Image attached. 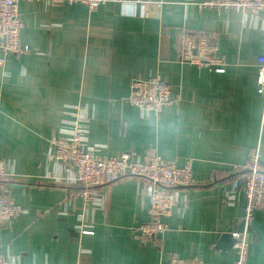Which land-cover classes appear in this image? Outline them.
<instances>
[{"label": "crops", "instance_id": "crops-1", "mask_svg": "<svg viewBox=\"0 0 264 264\" xmlns=\"http://www.w3.org/2000/svg\"><path fill=\"white\" fill-rule=\"evenodd\" d=\"M124 1L94 11L18 4L27 51H0V160L11 174V198L24 210L0 226V257L15 264L236 259L234 244L221 236L244 226L245 197L231 187L232 170L255 152L264 167V97L256 92L264 13L199 6L206 0ZM190 32L214 39L220 70L179 62ZM152 77L177 98L161 114L121 102L133 80ZM78 115L86 121L82 146L98 157L131 152L144 160L155 152L177 167L191 163L192 184L175 191L159 245L131 235L148 220L147 182H111L96 190L95 205L84 206L68 168L51 157L53 140L69 136ZM249 228L245 264H264L263 212Z\"/></svg>", "mask_w": 264, "mask_h": 264}, {"label": "built area", "instance_id": "built-area-1", "mask_svg": "<svg viewBox=\"0 0 264 264\" xmlns=\"http://www.w3.org/2000/svg\"><path fill=\"white\" fill-rule=\"evenodd\" d=\"M150 1L136 0L137 3ZM20 2H62L68 6L82 4L89 11H94L107 2L127 3L124 0H0V51L4 54L20 55L27 51V48L21 46L19 39L23 26L18 12ZM199 6L231 10L252 17L264 13V0H206ZM261 37L264 43V27ZM216 50L213 38L190 32L182 37L178 60L181 63L220 70L223 59L216 56ZM256 92L264 97V53L257 58ZM176 100L177 98L171 96L169 85L159 77L133 80L129 94L121 98L122 103L155 115L161 114ZM72 126L69 136L53 140L51 157L68 168L71 180L79 188L78 196L83 205H95L98 199L96 190L111 182L125 178L144 180L150 186L148 220L132 227L131 235L140 245H159L168 228L164 220L170 216L174 207L175 191L192 184L191 163L186 162L182 167H177L174 162L163 160L155 152L148 153L144 160L134 159L131 152L119 156L98 157L82 146L86 121L78 115ZM10 176L4 161L0 160V226H5L24 212L11 198ZM231 187L245 197L243 230L241 233H232L236 251V259L232 264H245L250 247V222L256 212L264 213V167L257 152L243 166L232 170ZM0 264L15 262L0 257ZM169 264H201V261L170 256Z\"/></svg>", "mask_w": 264, "mask_h": 264}, {"label": "water", "instance_id": "water-1", "mask_svg": "<svg viewBox=\"0 0 264 264\" xmlns=\"http://www.w3.org/2000/svg\"><path fill=\"white\" fill-rule=\"evenodd\" d=\"M221 241H223V242H229V244H231V245L235 243V239H232V236H231V232L230 231L227 232L226 234H223L221 236Z\"/></svg>", "mask_w": 264, "mask_h": 264}]
</instances>
